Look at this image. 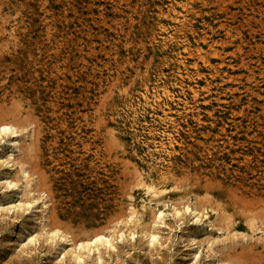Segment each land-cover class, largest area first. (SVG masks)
<instances>
[{"label":"rangeland","instance_id":"1","mask_svg":"<svg viewBox=\"0 0 264 264\" xmlns=\"http://www.w3.org/2000/svg\"><path fill=\"white\" fill-rule=\"evenodd\" d=\"M212 1L196 19L215 43L200 42L209 65L185 78L199 102L175 88L170 103H197L200 115L180 117L178 130L159 110L144 117L153 139L166 131L183 144L168 180L176 198L130 222L127 195H141L132 165L150 136L121 125L122 155L103 121L122 103L117 78L140 89L131 66L161 56L139 25L159 0H0V120L18 126L0 135V264H264V0ZM14 137L24 147L10 161ZM101 231L97 245L79 242Z\"/></svg>","mask_w":264,"mask_h":264},{"label":"bare ground","instance_id":"2","mask_svg":"<svg viewBox=\"0 0 264 264\" xmlns=\"http://www.w3.org/2000/svg\"><path fill=\"white\" fill-rule=\"evenodd\" d=\"M166 1L167 2L159 0V4L155 6L156 10L152 18L151 16H148V18L143 19V14H141V18L139 20V25L145 32V35L149 36L148 41L151 44L156 43L159 46L161 56H159L155 61L143 64L144 70L142 71L141 68H138V66H131L132 70L136 74H139L138 79L141 83L140 85L142 86L140 88L141 90L133 87V85H130L129 82H127L129 84L127 85L122 79L117 78L114 84L119 91L122 103H113L112 106L108 107V111L106 112L107 114L105 115L103 121L105 126H108L107 124L109 121L111 122V126L108 127V132L114 138L117 145H119L122 155L127 154V148L121 135V125L127 126L128 124L127 128L131 129L133 132H136L138 125H146L148 135L150 136L148 142H150L151 146L147 145V152L144 156L139 157L141 165L136 163L132 165L136 175V185L138 189L141 190V195L134 196L130 193L127 195V201L130 205L128 213V219L130 222H145L151 214L152 203H160L166 198L168 200L176 198L172 195L173 186L168 184V180L170 178V174L175 171L176 164L174 158L177 153L175 145L183 144L182 142L175 141L172 138V134L166 131L161 134L164 138H166V141H156L153 139L156 132L149 126V122L144 120L145 112L148 109H152L154 111L159 110L161 112V115H158L159 119L165 121L169 124V126L176 130L179 129L180 117L187 116L188 114L199 116L200 114L196 107L197 103L191 104L185 100V102H183V110L172 108L170 103H172L174 99H178V96L175 95V88H179L182 94L183 91H185L184 89L187 88L193 101H197L200 94L199 89L197 87L188 86L185 83V78H188L191 73L197 72L199 61L205 65H209L208 56L203 54L200 42L209 43L208 45L210 47L215 46L214 41L207 35L206 31L198 33L196 29V19L201 18L203 20L202 13L204 11V7L207 6L208 3H211L210 1L212 0ZM215 2L221 9H227L226 0L212 1V3ZM130 18L131 15H129L127 19L129 20ZM21 19L22 21L20 20L15 22L17 28L23 24V18ZM202 24L204 25V22H202ZM156 28L162 33V36L157 41L155 40ZM14 31L15 29H13V32ZM232 32V28L225 27V37L227 40L229 39V42H234L232 37L235 35L232 34ZM12 34L10 35L15 37L16 33ZM191 37L194 39L192 40ZM70 41L72 43L71 37L65 42L69 43ZM73 43L77 47V43ZM235 47L238 51L241 49L240 44H236ZM189 59H192V61H189ZM151 81L152 86L150 83ZM197 102H199V100ZM203 103L205 102L203 101ZM119 105L123 106L120 107ZM16 125L17 124L13 121L0 120V135L7 132L15 135L18 131V126ZM12 143L13 149L7 156V159L10 161L15 158V152L18 153L24 147L23 143L15 137L12 140ZM22 173L27 179V183H29L30 179L27 177L28 173L26 174L24 171ZM186 205L187 211L192 213L196 212L197 207L190 208L188 204ZM174 212L176 214L180 213L176 204L174 205ZM197 212L194 214L197 215ZM161 216L162 212L160 211L158 218ZM55 230L59 232L60 229H54L53 231ZM232 231V235L237 236V230L232 227ZM61 234L65 236L66 233L61 231ZM105 237L106 236L102 231L95 232L90 236H87L85 239H82L81 241L79 240V242L86 244V246L91 244L97 245V243ZM154 237L155 235L152 236V238ZM192 240L195 241L196 238H192ZM105 241H108V239ZM205 242L206 245L210 246L214 243V240L209 239L208 242ZM107 243H110V241Z\"/></svg>","mask_w":264,"mask_h":264}]
</instances>
